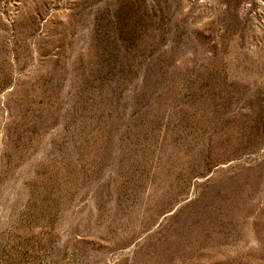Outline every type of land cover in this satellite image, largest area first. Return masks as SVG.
I'll return each mask as SVG.
<instances>
[{"label":"rangeland","instance_id":"374dc122","mask_svg":"<svg viewBox=\"0 0 264 264\" xmlns=\"http://www.w3.org/2000/svg\"><path fill=\"white\" fill-rule=\"evenodd\" d=\"M0 264H264V0H0Z\"/></svg>","mask_w":264,"mask_h":264}]
</instances>
